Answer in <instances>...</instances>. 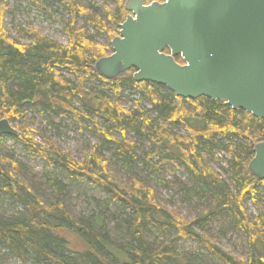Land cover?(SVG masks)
Returning a JSON list of instances; mask_svg holds the SVG:
<instances>
[{
    "label": "trees",
    "instance_id": "obj_1",
    "mask_svg": "<svg viewBox=\"0 0 264 264\" xmlns=\"http://www.w3.org/2000/svg\"><path fill=\"white\" fill-rule=\"evenodd\" d=\"M10 1L0 0V120L7 119L14 126L25 107H36L49 123L54 118L68 119L79 125L89 122L94 133L115 146L112 157L118 162H142L144 155L145 164L161 157L156 164L158 167L170 163L177 169L184 168L195 178L194 188L189 192L217 202V209L225 211L245 237L249 254L244 261L216 244L204 223L210 214L186 221L166 210L141 182L131 180L126 186L115 182L101 155L86 154L84 163H79L53 144L37 143L31 136L32 131L23 126H14L19 133L15 140L28 156L45 163L53 173L56 170L67 173L77 184L101 189L108 198L96 203L99 212L87 217L73 216L59 199L62 183L53 174L49 183L56 201L47 205L21 179L22 166L1 156L0 193L9 196L11 202L23 210L19 217L0 215V248L23 264H190L188 255L177 252L176 243L191 241L223 264H264V213L249 217L244 209L248 198L264 207V200L257 194V188L264 187V181H256L247 169L253 158V146L264 142V120L204 97L196 100L176 98L165 87L136 83L132 77L123 79V75L112 80L100 77L93 66L99 59L109 56L111 48L92 41L89 32L77 28L75 21L82 17L90 28L107 34L110 40L117 32L110 31L95 11L80 6L76 0H54L64 6L69 17L63 24L66 46L53 42L33 28H19V37L29 44L17 43L4 26ZM28 1L40 8L38 0ZM111 1L115 9L104 7L103 10L106 20L119 31V25L128 15L124 9L126 0ZM151 1L154 0H145V3ZM62 73L72 75L75 81L66 80ZM128 73L133 74L134 70ZM92 80L100 81L116 96L128 87L136 89L142 100L151 104L161 123L150 120L148 113L142 111V100L135 102L136 116L90 88ZM75 100L81 101L83 106H78ZM96 118L109 123L110 127L100 124ZM179 125L186 132L184 139L170 133ZM127 128L138 137L148 138L153 145L152 151L149 153L140 144L123 138ZM113 131L120 133L122 139L112 138ZM223 143L227 144L226 148L222 147ZM185 145L188 151L183 149ZM212 146L223 148L231 158L228 175L235 194H231L222 178L204 163L203 151ZM110 205H114V220L125 227L126 243L121 247L108 241L101 208L108 210ZM151 236H155V240L166 239V244L150 242L148 237Z\"/></svg>",
    "mask_w": 264,
    "mask_h": 264
},
{
    "label": "rangeland",
    "instance_id": "obj_2",
    "mask_svg": "<svg viewBox=\"0 0 264 264\" xmlns=\"http://www.w3.org/2000/svg\"><path fill=\"white\" fill-rule=\"evenodd\" d=\"M76 1L80 6L91 9V12L95 11L106 27L112 32H117L118 35L117 27L106 20L103 10L104 7L109 8L111 11L115 9V4L111 0ZM38 5L40 8L28 0H11L4 20L8 35L17 43L27 45L29 41L19 37L18 29L29 30L33 28L53 42L66 46L67 37L63 30V24L68 21L69 17L64 10V6L54 0H38ZM75 26L89 32L92 41L99 43L103 47L111 48L109 36L97 33L86 24L85 19L82 17H77ZM62 75L66 80L75 81L72 75L67 73H62ZM124 76L123 79H128L132 77V74L126 73ZM88 86L103 93L113 104L118 105L121 109L129 111L136 116L138 115L135 109V102L142 100V95L136 89L128 87L116 96L98 80H92ZM75 102L78 106H83L81 101L75 100ZM141 109L144 113H148L150 120L160 122L158 115L152 111V106L149 102L142 100ZM96 120L100 124L110 127L109 123L98 118ZM13 125L15 127L23 126L29 128L32 131L31 136L37 143L41 145L53 144L58 150L69 154L79 163H84L86 154L96 153L101 155L108 163L110 176L115 182L125 186L131 180L141 182L144 187H148L152 191L156 201L166 210L182 216L186 221L196 220L204 213L210 214V217L206 218L204 222L210 237L215 240L219 247L234 257H239L244 261L248 260L249 249L247 241L243 234L236 229L232 218L225 211H219L217 202L212 198L203 199L197 193L189 192L190 189L194 188L195 178L184 168L177 169L170 163L158 167L156 164H158L161 157L145 164L144 155H142V162L136 161L128 164L118 162L112 157V151L115 146L106 142L101 135L94 133V128L89 122L83 121L79 125L68 119L54 118L49 123L40 113L39 108L36 107H25L24 114L14 121ZM170 133L183 139L186 136L182 125L176 126L170 130ZM110 136L116 140L122 139L117 131L111 132ZM123 138L140 144L149 153L153 149V145L148 138L138 137L130 128L126 129ZM226 145V143H223L222 147L226 148ZM223 148L212 146L204 150V163L222 178L231 194H235L236 189L228 175L229 171H231V158L225 150H222ZM183 149L188 151L189 147L185 145ZM1 156L11 158L22 166L21 179L28 184L33 194L47 205L56 201L55 193L49 183V177L53 174L57 181L62 183L59 199L73 216L87 217L99 212L100 209L96 206V203L103 202L108 198L99 188H90L73 182L65 172L56 170L53 173L52 169L45 163L28 156L15 138L6 136L4 139H0ZM257 194L264 200V187L257 188ZM244 209L249 217H257L260 213H264V207L257 206L250 198L245 200ZM22 210L20 205L11 202L9 196L0 193L1 216L5 218L19 217ZM101 210L105 216L108 241L113 243L115 247L124 246L126 240L123 237L126 233L123 229L125 227L124 225L119 226L118 221L114 220L112 215L114 205H110L108 210H104L102 206ZM155 236L157 237V234ZM155 236L148 237L149 241L157 244H166V239L155 240ZM176 249L178 253L186 254L190 257V264H223L210 256L204 248L191 241H178ZM0 264L23 263L5 249L0 248ZM28 264L32 263L29 262Z\"/></svg>",
    "mask_w": 264,
    "mask_h": 264
},
{
    "label": "water",
    "instance_id": "obj_3",
    "mask_svg": "<svg viewBox=\"0 0 264 264\" xmlns=\"http://www.w3.org/2000/svg\"><path fill=\"white\" fill-rule=\"evenodd\" d=\"M124 9L128 15L111 40V54L93 66L100 77L118 79L133 69L136 83L165 87L184 100L218 101L264 120V0H126ZM18 135L0 120V137ZM247 169L264 181V142L253 146Z\"/></svg>",
    "mask_w": 264,
    "mask_h": 264
},
{
    "label": "flooded vegetation",
    "instance_id": "obj_4",
    "mask_svg": "<svg viewBox=\"0 0 264 264\" xmlns=\"http://www.w3.org/2000/svg\"><path fill=\"white\" fill-rule=\"evenodd\" d=\"M166 0H154V1H151V2H149V3H145V0H144V5H149V4H151L152 2H158V3H163V2H165ZM167 51V50H166ZM165 51V53L166 54H168V51L166 52ZM175 61L178 63V64H180V65H183V62H182V60L179 58V57H176L175 58Z\"/></svg>",
    "mask_w": 264,
    "mask_h": 264
}]
</instances>
